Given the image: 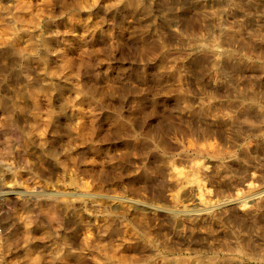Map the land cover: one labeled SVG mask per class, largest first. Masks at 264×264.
Instances as JSON below:
<instances>
[{"label": "rangeland", "instance_id": "rangeland-1", "mask_svg": "<svg viewBox=\"0 0 264 264\" xmlns=\"http://www.w3.org/2000/svg\"><path fill=\"white\" fill-rule=\"evenodd\" d=\"M124 1L0 0V264H264V0Z\"/></svg>", "mask_w": 264, "mask_h": 264}, {"label": "bare ground", "instance_id": "bare-ground-1", "mask_svg": "<svg viewBox=\"0 0 264 264\" xmlns=\"http://www.w3.org/2000/svg\"><path fill=\"white\" fill-rule=\"evenodd\" d=\"M139 1L140 0H125L124 1V7H126V8H128V9H135L137 6H138V3H139ZM93 8H95V6H93ZM214 47V46H213ZM198 49V48H197ZM219 55V54H218ZM217 56V55H216ZM216 62H217V60H216ZM213 63V62H212ZM218 63V62H217ZM216 63V64H217ZM214 65H215V63H214ZM217 67V66H216ZM212 68H213V66H212ZM250 98H252V97H250ZM240 99V98H239ZM253 99V98H252ZM84 100V99H83ZM87 100V99H86ZM207 107H209L208 105L206 106V109H207ZM250 109V108H249ZM206 111V110H205ZM264 116V115H263ZM208 117V116H207ZM221 119H223V118H221ZM224 121V120H223ZM225 121H226V123H231V120L230 119H225ZM224 121V122H225ZM219 127V126H218ZM10 168V167H9ZM8 169V168H7ZM9 170V169H8ZM33 193V192H32ZM38 193V192H37ZM7 194H11V192H7ZM53 204V203H52ZM54 205V204H53ZM44 215H46V216H49V217H55V216H57L56 215V210H55V207L53 206V207H50V208H48L47 210H45L44 211ZM257 252V251H256ZM261 254V253H260ZM259 256V255H258Z\"/></svg>", "mask_w": 264, "mask_h": 264}]
</instances>
